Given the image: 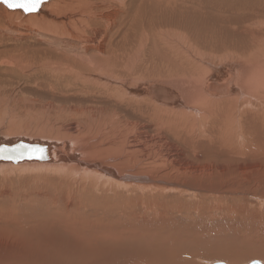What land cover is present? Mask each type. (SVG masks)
Listing matches in <instances>:
<instances>
[{
    "label": "bare ground",
    "instance_id": "6f19581e",
    "mask_svg": "<svg viewBox=\"0 0 264 264\" xmlns=\"http://www.w3.org/2000/svg\"><path fill=\"white\" fill-rule=\"evenodd\" d=\"M2 4L0 143L44 142L50 158L0 159V169H35L39 178L51 169L82 170L96 176L90 179L92 189L142 180L136 173L123 174L113 166L78 158L73 143L83 146L92 138L45 140L46 134L58 137L59 124L67 118L75 121L77 132L107 135L104 142L92 141L89 146L98 147L83 154L108 155L116 166L141 157L153 163L168 143L183 145L194 156L195 164L182 171L201 181L244 176L240 170H227L237 161L264 164V0H41L30 12ZM153 147L156 154L151 157ZM78 178L73 182L82 181ZM33 181L27 176L28 185ZM85 184L77 191L85 190ZM92 197L89 205L97 197H86ZM70 204L66 202V210L61 206L64 215H70ZM43 226L35 222L25 228L29 240L38 241L42 249H23L22 263L65 264L61 259L79 258V252H73L77 241L54 232L38 233ZM150 239L142 233L129 238L127 264H193L196 255L179 251L186 236L176 234L173 240L176 257L166 251L171 241L160 250ZM253 261L262 264L257 259L248 264Z\"/></svg>",
    "mask_w": 264,
    "mask_h": 264
},
{
    "label": "rangeland",
    "instance_id": "374dc122",
    "mask_svg": "<svg viewBox=\"0 0 264 264\" xmlns=\"http://www.w3.org/2000/svg\"><path fill=\"white\" fill-rule=\"evenodd\" d=\"M155 81L160 80L155 79ZM74 123V120L67 118L62 124H59V126L62 125V132L58 137L53 133L46 134L45 140L48 138L49 140L67 141L79 139L86 142L89 139L91 141L92 138V141L100 143L108 139L104 133L95 135L94 130L88 133L80 130L78 133L73 129ZM80 135L81 137H79ZM90 135L91 137H89ZM25 138L28 139V137ZM92 141L84 143L83 146L78 145L77 142L73 143L72 149L76 151L78 158L104 166H113L123 174L136 173L143 177L142 180H129L126 181L128 183L123 184L117 182L114 186L111 185L112 187L108 190L105 186V188L97 186L92 189L90 188L92 183L90 179L92 180L96 176H91L82 170L76 173L69 171L68 168L51 169L45 172L44 177L39 178L37 172L35 174V169L28 170V172L15 170L5 172L4 169H0V193L4 197L2 194L0 195V264H25L20 261V252L23 249H42L38 247L40 246L38 241L29 240L27 236L29 231H24L28 224H35V222L45 227L40 229L42 231H37L38 233L54 232L56 236L62 235L77 241L78 247H75L73 252L78 251L79 258L72 255L61 259L65 264H127L130 258L129 238L135 233L146 234L152 238L151 242L160 250H164V248L166 250L170 245L166 246V244L171 241L170 247L166 250L168 254L171 253V257L177 256H172L176 248L173 245L176 234L186 236V239L179 243L182 247L179 251L182 252L181 254L196 255L193 264H214V262L248 264L252 259H257L264 264V164L261 167L258 162H248L246 159L245 163L237 161L230 164L227 170L229 172L240 170L244 176L230 180L225 179V181L223 179H202L203 181H201L195 176L191 177L192 179L189 178L190 176L187 177V172L182 171V168L186 167L185 165L195 164L194 156L189 155L187 148L183 145L168 143L158 154L154 153L155 148L153 147V152H150L151 157L156 154L153 163L147 157H141L127 166H116L113 164L115 162L109 160L108 155L98 157L97 155L86 156L83 154V151L98 147L91 148L89 144ZM161 154H163L162 157ZM120 158L122 159V157ZM29 175L34 179L30 183L31 185L27 184ZM74 178L82 179V181L73 182ZM83 183H86L87 193L85 190L78 192L76 189ZM100 183L108 185L104 180H100ZM88 192L98 198L93 203L94 205H89L90 202H93V197L88 200L86 198L90 194ZM42 195L50 199V202L44 201ZM63 197L66 199L64 200ZM80 201H82L81 204ZM66 202L71 203L68 205V208H71L70 212L67 210L70 215L66 213L64 215V211H62V207L66 210ZM77 202L80 204L78 207ZM7 212L9 214L5 215ZM8 218L15 221L2 225V222L9 221ZM63 220L66 221L62 222ZM60 222L62 223L60 224ZM9 226L16 227L17 230L11 229ZM160 228H162L161 231ZM169 230L170 232L173 230L171 235L176 233L175 236H171ZM130 234L132 235L129 237ZM60 246H64V244ZM60 246L58 249L61 248ZM49 247L56 248L54 245ZM161 247L163 248L161 249ZM31 264H38V262L34 261Z\"/></svg>",
    "mask_w": 264,
    "mask_h": 264
},
{
    "label": "water",
    "instance_id": "95a60500",
    "mask_svg": "<svg viewBox=\"0 0 264 264\" xmlns=\"http://www.w3.org/2000/svg\"><path fill=\"white\" fill-rule=\"evenodd\" d=\"M0 159L18 162L20 160L36 159L47 161L50 157L49 145L44 142H25L15 140L11 144L0 143ZM251 262L250 264H253ZM214 264H224L223 262H214Z\"/></svg>",
    "mask_w": 264,
    "mask_h": 264
},
{
    "label": "snow or ice",
    "instance_id": "6c2138e0",
    "mask_svg": "<svg viewBox=\"0 0 264 264\" xmlns=\"http://www.w3.org/2000/svg\"><path fill=\"white\" fill-rule=\"evenodd\" d=\"M0 3L5 4L10 9H22L25 12H30L36 10V8L41 3V0H0ZM0 151H4L0 149ZM258 264V262H254Z\"/></svg>",
    "mask_w": 264,
    "mask_h": 264
}]
</instances>
